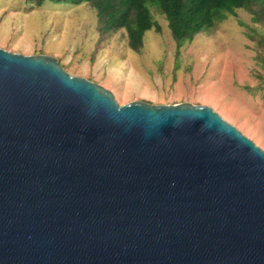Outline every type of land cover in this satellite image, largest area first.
<instances>
[{"label":"water","instance_id":"water-1","mask_svg":"<svg viewBox=\"0 0 264 264\" xmlns=\"http://www.w3.org/2000/svg\"><path fill=\"white\" fill-rule=\"evenodd\" d=\"M0 264H264V151L0 48Z\"/></svg>","mask_w":264,"mask_h":264},{"label":"rangeland","instance_id":"rangeland-1","mask_svg":"<svg viewBox=\"0 0 264 264\" xmlns=\"http://www.w3.org/2000/svg\"><path fill=\"white\" fill-rule=\"evenodd\" d=\"M127 45L104 32L88 2L0 0V48L53 56L69 74L108 89L118 104H205L264 151V20L236 9L176 47L166 21Z\"/></svg>","mask_w":264,"mask_h":264},{"label":"trees","instance_id":"trees-1","mask_svg":"<svg viewBox=\"0 0 264 264\" xmlns=\"http://www.w3.org/2000/svg\"><path fill=\"white\" fill-rule=\"evenodd\" d=\"M43 0H37L40 4ZM51 2H88L104 32L122 28L127 45L137 51L142 45V35L150 28L160 30L149 8L163 15L176 47L192 40L195 34L207 30L236 9L252 14L256 21L264 20V0H48Z\"/></svg>","mask_w":264,"mask_h":264}]
</instances>
